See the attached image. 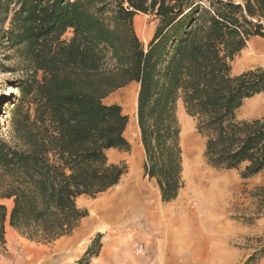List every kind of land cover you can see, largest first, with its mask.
<instances>
[{
  "label": "trees",
  "instance_id": "obj_1",
  "mask_svg": "<svg viewBox=\"0 0 264 264\" xmlns=\"http://www.w3.org/2000/svg\"><path fill=\"white\" fill-rule=\"evenodd\" d=\"M138 13L157 21L147 45ZM255 36L264 38V0H0V45L19 61L0 70L29 73L5 109L15 144L0 136V248L7 224L37 243L71 235L89 215L78 199L119 184L127 165L108 151L130 150L129 116L104 99L133 82L144 174L164 202L184 187L179 102L210 166L243 178L263 171L264 117L237 111L264 95V68L233 72ZM99 242L86 254L97 255Z\"/></svg>",
  "mask_w": 264,
  "mask_h": 264
},
{
  "label": "rangeland",
  "instance_id": "obj_2",
  "mask_svg": "<svg viewBox=\"0 0 264 264\" xmlns=\"http://www.w3.org/2000/svg\"><path fill=\"white\" fill-rule=\"evenodd\" d=\"M137 17L140 19L138 25L135 23ZM135 18L136 33L141 41L147 45L153 36L157 21L153 15L145 13H138ZM71 35V31H68L64 37L69 38ZM12 54L13 50L0 45V62L5 65H16L19 62L18 59H7ZM263 60L264 57L253 55L249 43H247V47L240 52L234 61L233 72L240 74L248 69L259 66L264 67ZM28 75L27 72L14 73L0 70V124L3 117L6 123L5 126H0V136L11 144H15L10 125L11 113L9 112L10 109L7 112L5 109L9 108L12 97L8 98L6 94L10 88L13 90V95L18 94L17 80ZM137 89L138 83H130L113 91L104 99V102L106 104L116 103L121 105L125 113V91L136 92ZM259 98L255 96L247 99L237 111L238 118L247 120L263 118L264 95L261 94ZM181 104L182 102H179L177 115ZM125 114L129 116L130 123L132 114ZM188 119L190 120L192 133L190 143L192 159L203 168V172L211 171L216 177H222L224 182L220 186L207 183H204L205 186L201 183L195 184V182L189 181L185 177L183 166L184 187L175 200L164 202L156 180L150 179L144 174L145 151L141 142L140 130L138 131L136 128L128 130L126 128L125 136L130 142V150L111 149L108 152V154H111L108 155L110 156L108 158L111 163H126L127 173L119 182L120 186L124 187V179L130 171L128 157L132 154L135 146L139 149L142 147L137 174L139 186H133L129 190L124 189L122 195L126 194L127 196L119 202L121 203L120 213L116 214L117 204L114 203L108 209H103V212L97 217L92 216L89 218V215L85 217L87 220L85 223L89 222L90 219L95 221L106 218L109 220L107 221L108 226H106L107 232L96 234L95 239L98 238L101 245L98 253L103 245V240L107 236L116 239L130 236L136 241V258H132L131 261L126 260L123 264H246L250 258L252 259L248 264H264V169L251 178H243L238 170H220L210 166L205 158L206 141L197 132L194 119L192 117ZM154 190L156 192L155 198L151 196V192ZM211 193L213 194L210 195ZM101 195L103 194H99L95 198L82 196L78 199V205L86 208L88 213H91L89 212L90 205L94 199L99 198ZM154 199L157 203L153 208L142 206L130 211L135 205L143 203L152 205ZM2 202H6L8 209H11L8 199H3ZM108 210L113 213L107 214V216L104 215L102 219H99ZM159 220L162 221L160 226L164 228L162 230L165 233L159 234L157 232L158 234H156L154 232V234L152 228L157 225ZM85 223L81 221L79 228L87 229ZM9 226V224L6 226V243L0 248V262L8 258L7 244L13 250L16 249L17 254H19L18 249L22 246L17 234L18 231L16 229L17 232L14 231ZM159 242H161L160 245H163L166 252V260L161 262L154 258ZM53 243L45 244L47 247H45L44 253L49 252V248ZM86 253L87 251L73 264L91 263L95 255H87ZM48 264H53V262L49 261Z\"/></svg>",
  "mask_w": 264,
  "mask_h": 264
},
{
  "label": "crops",
  "instance_id": "obj_3",
  "mask_svg": "<svg viewBox=\"0 0 264 264\" xmlns=\"http://www.w3.org/2000/svg\"><path fill=\"white\" fill-rule=\"evenodd\" d=\"M251 40H259L264 44V38L255 36L252 37ZM249 43V42H248ZM263 54H259L257 57H260ZM256 57V56H255ZM262 57V56H261ZM264 61V60H263ZM262 67V66H259ZM257 68V67H255ZM264 68V67H263ZM254 69V68H252ZM261 95H257L256 98H259ZM260 99V98H259ZM9 206L12 208L13 200L8 199ZM6 204V202H4ZM144 206L145 208H153L151 204H141L135 205L130 210H134L136 208ZM90 212V211H89ZM103 211H101L102 213ZM105 213L102 214V219ZM92 217L91 213H89V218ZM158 218V217H157ZM89 220V219H88ZM112 220V219H111ZM85 223L87 220L83 218L81 220ZM103 221L101 224L99 222ZM108 219L102 220H93L90 219L89 222L85 223L87 225V229H80L79 225L73 231V234L69 236H64L56 240L50 246V250L48 253H44L45 247L47 245L42 243L33 242L26 237L20 235L13 227L9 226L11 229L17 232L18 237L21 240L20 249L17 251L13 250L12 247L7 244V254L8 258L4 261H1V264H48L49 261H52L53 264H73L75 260L80 259L85 252L88 250L92 241L95 239L96 234H105L107 232L106 226H108ZM105 222V224H104ZM107 222V223H106ZM161 220L158 221L157 225L152 228L153 233L159 232V234L165 233L163 227L160 226ZM76 231V229H78ZM151 233V234H153ZM154 233V234H155ZM29 241V242H28ZM159 242L156 253L154 254V258L161 262L162 260H166V252L163 248V245H160ZM136 249V241L134 238L130 236H123L121 238H112L107 236L103 240V245L101 247L100 252L95 255L93 261L89 264H123L126 260L131 261L132 258H136L135 255ZM147 258V256H146Z\"/></svg>",
  "mask_w": 264,
  "mask_h": 264
},
{
  "label": "bare ground",
  "instance_id": "obj_4",
  "mask_svg": "<svg viewBox=\"0 0 264 264\" xmlns=\"http://www.w3.org/2000/svg\"><path fill=\"white\" fill-rule=\"evenodd\" d=\"M139 18H135V23L138 25ZM249 48L254 56H258L259 54L262 57H264V44L262 41L257 40H251L249 41ZM140 85L138 84V89L136 92L127 90L125 91V103H124V110L125 113H131V120L128 124L127 128L128 130H133L136 128L139 131V125H138V119H137V105H138V91H139ZM8 98L13 96V90L10 88V90L6 94ZM180 109L178 111L179 120L182 126L181 131V144L183 148V166H184V175L189 181L195 182V184L201 183L204 185L206 184H214L217 186H220L224 180H222V177H216L214 173L211 171H205L203 172V168H201L199 165L195 163V160L192 159V148L190 146V143L192 141V133H191V125H190V118L188 114L186 113L183 104L180 105ZM5 126L6 123L4 121V117L1 119L0 126ZM109 152V151H108ZM108 155H111L110 153ZM142 155V147L139 149L135 146L133 149V152L131 155H129L128 160L130 164V171L127 174V177L124 179V187H121L120 184H117L116 186L112 187L106 192H103L99 198L94 199L92 204L90 205V212L93 217H97L103 209H108V207L111 204L116 203V214L121 212L120 206L121 203H119L121 200H123L124 197L127 195H122V192L125 190H129L133 186H139V181L137 180V174H138V167H139V161ZM110 157V156H109ZM203 173H202V172ZM205 186V185H204ZM197 187V185H196ZM115 188V189H114ZM199 188V185H198ZM114 189V190H112ZM206 190V189H205ZM208 192V191H207ZM215 192V191H214ZM211 193L210 195H212ZM151 196L155 198L156 192L155 190L151 192ZM157 201L154 199L152 201V205L155 206ZM128 205V204H127ZM126 205V206H127ZM151 205V206H152ZM111 210H108L105 215L113 213L109 212ZM114 211V212H115ZM163 212V211H162ZM115 214V213H114ZM113 216V215H111Z\"/></svg>",
  "mask_w": 264,
  "mask_h": 264
}]
</instances>
